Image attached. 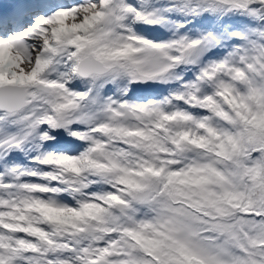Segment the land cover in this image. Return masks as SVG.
I'll return each instance as SVG.
<instances>
[{
  "label": "snow or ice",
  "instance_id": "obj_1",
  "mask_svg": "<svg viewBox=\"0 0 264 264\" xmlns=\"http://www.w3.org/2000/svg\"><path fill=\"white\" fill-rule=\"evenodd\" d=\"M0 264H264V0H0Z\"/></svg>",
  "mask_w": 264,
  "mask_h": 264
}]
</instances>
